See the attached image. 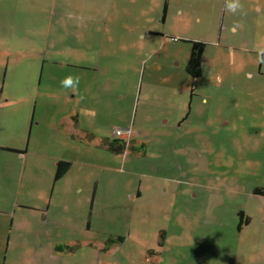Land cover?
<instances>
[{"label": "rangeland", "instance_id": "374dc122", "mask_svg": "<svg viewBox=\"0 0 264 264\" xmlns=\"http://www.w3.org/2000/svg\"><path fill=\"white\" fill-rule=\"evenodd\" d=\"M77 1L0 0L1 208L36 207L0 217V264H264V0H93L110 17L88 25ZM68 112L87 135L130 126L135 151L64 134Z\"/></svg>", "mask_w": 264, "mask_h": 264}, {"label": "trees", "instance_id": "16d2710c", "mask_svg": "<svg viewBox=\"0 0 264 264\" xmlns=\"http://www.w3.org/2000/svg\"><path fill=\"white\" fill-rule=\"evenodd\" d=\"M81 0H78V4ZM93 0H85L83 1V7L86 8L87 10L93 11L92 13L95 12V16H93L91 18V23H93L94 21H98L97 18V13L96 10L100 8V6L97 4L96 8H94L92 5H94L97 1H93ZM167 2L168 0H163V4H162V13L165 14L166 12V7H167ZM103 6L106 7V5L103 2ZM103 11V10H102ZM90 21V20H89ZM91 23H87L85 25L91 24ZM114 28V25H113ZM107 29V28H106ZM149 33H156L153 32L149 29L148 31ZM192 46H193V50L190 51L189 57L186 61V65H184V69H185V73L189 76L192 77H197L201 75V69H200V65H201V52L203 50V43L201 41L195 40L192 41ZM173 129V127H172ZM115 130H119V133L116 134ZM131 135V128L130 126H126V127H115L113 130L111 129V137H106L104 138L102 136V143L104 145V148L112 153H124L125 150L128 148L130 149V151H135L136 149V144L132 143V139H130ZM138 145L143 146L144 143L140 142ZM70 165L69 161H65L62 159L57 160L56 164H54V170H53V179L52 180H57L60 177H62L64 175V173L67 171L68 167ZM253 192L254 193H264V188L262 187H254L253 188ZM235 214H237V218H238V228L240 229V226L243 223H246L248 221V215H244L243 211L241 209H237L235 211ZM55 249L61 251L62 247L59 245L55 246Z\"/></svg>", "mask_w": 264, "mask_h": 264}, {"label": "crops", "instance_id": "0c3cea01", "mask_svg": "<svg viewBox=\"0 0 264 264\" xmlns=\"http://www.w3.org/2000/svg\"><path fill=\"white\" fill-rule=\"evenodd\" d=\"M22 0H9V2H10V4H13V5H15L16 7H17V3L20 5V2H21ZM107 1V0H106ZM134 1V0H133ZM108 2V1H107ZM241 2H242V4H244L245 3V6H246V4L249 2V0H241ZM52 4V0H49V4ZM31 4H34V2L33 1H31ZM137 4V3H136ZM254 7H256L257 9H259L260 10V6H259V1L258 0H254L253 1V4H252ZM93 7H95V4L94 5H92ZM110 6H111V3H109V4H107L106 5V7H105V9L102 11L101 9H100V11L101 12H103V14L101 15L100 13H97V18H98V21H100V20H107L108 21V19H109V17H110V13H107L108 11H110ZM15 7V8H16ZM97 11V10H96ZM99 11V10H98ZM104 11L106 12V14H104ZM139 13H140V15L142 16V17H144L145 16V12L143 11V9L141 8V6H139ZM93 11H90V10H85L84 11V14H83V16L81 17L82 18V21H83V24H86V22L87 23H91V18L93 17V16H95V12L94 13H92ZM59 15H60V11H59ZM127 16H132V15H127ZM90 20V21H89ZM51 21H52V19H51ZM60 21H62L63 22V19H60ZM121 28H123V27H126L127 26V24L126 23H121L120 25H119ZM128 27V26H127ZM229 27L231 28V30H234V27L232 26V25H229ZM106 28H108L107 27V25H105V29ZM113 29H116V27H115V24H114V28ZM112 29V30H113ZM114 31V30H113ZM149 33V32H148ZM141 36H143V34H142V31H140V33H139ZM121 35V34H120ZM74 95V93H71V96H73ZM116 96H117V98H119V100H117V101H121V94L120 93H118V94H116ZM62 102H63V104H64V99H62ZM64 109V108H63ZM65 110V109H64ZM78 118H76V119H72V116H71V114H70V112H68V113H65V114H63V117H62V119L59 121V125H60V127H61V129L63 128V130H64V134H66V135H73L74 134V132H76L77 134L76 135H78V136H80V137H83V138H88V141L89 142H92L93 141V143H97L98 144V146H100V147H103L104 148V145H103V143H102V141H101V139H102V135H97V133H93V131H89L88 132V135H87V133H86V131H84V129H82V128H80L79 127V123H78ZM75 125V126H74ZM30 126V125H29ZM79 130H81V131H83V133L81 134V133H78V131ZM3 149H5V150H7V149H9V147L8 146H5ZM59 159H62V160H65V161H71V159L70 158H68V157H62V156H57V157H53L52 158V160H54L55 161V163L54 162H52L53 164H52V166H53V168H52V173H53V170H54V164H56V162H57V160H59ZM70 165H71V163H70ZM69 165V166H70ZM67 171H68V169H67ZM66 173V172H65ZM64 173V174H65ZM23 178V175H22V177L20 178V181H21V179ZM58 180V179H57ZM5 182H10V179H8L7 181H5ZM1 186V185H0ZM1 187H3V186H1ZM24 197H30V196H28V195H25L24 193L22 194ZM35 199H36V197H35ZM22 205H26V206H28V207H30V209H34V208H36L35 207V203L34 202H32V201H29V200H21L20 202H18L16 199H13V200H10L9 198H4V205H3V207L1 208V206H2V204H1V202H0V217L1 218H7V217H9L12 221H13V217H14V215H13V212L15 211V210H17V211H19V209L21 208V206ZM20 220H22L23 219V216H21L20 218H19Z\"/></svg>", "mask_w": 264, "mask_h": 264}, {"label": "clouds", "instance_id": "9594fccd", "mask_svg": "<svg viewBox=\"0 0 264 264\" xmlns=\"http://www.w3.org/2000/svg\"><path fill=\"white\" fill-rule=\"evenodd\" d=\"M226 9L232 14L243 13L244 6L241 0H225ZM257 60L258 63H264V48H258ZM61 86L63 88L72 89L73 91H78V86L80 83L79 76L68 75L65 76L61 81Z\"/></svg>", "mask_w": 264, "mask_h": 264}, {"label": "built area", "instance_id": "2783aa9c", "mask_svg": "<svg viewBox=\"0 0 264 264\" xmlns=\"http://www.w3.org/2000/svg\"><path fill=\"white\" fill-rule=\"evenodd\" d=\"M115 133L118 134L119 133V130H115Z\"/></svg>", "mask_w": 264, "mask_h": 264}]
</instances>
